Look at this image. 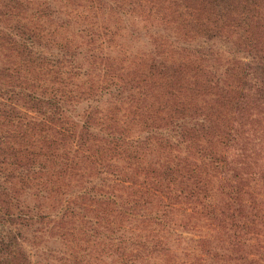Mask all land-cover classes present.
Here are the masks:
<instances>
[{
  "label": "trees",
  "instance_id": "1",
  "mask_svg": "<svg viewBox=\"0 0 264 264\" xmlns=\"http://www.w3.org/2000/svg\"><path fill=\"white\" fill-rule=\"evenodd\" d=\"M58 1L0 0V264H264V0Z\"/></svg>",
  "mask_w": 264,
  "mask_h": 264
},
{
  "label": "rangeland",
  "instance_id": "2",
  "mask_svg": "<svg viewBox=\"0 0 264 264\" xmlns=\"http://www.w3.org/2000/svg\"><path fill=\"white\" fill-rule=\"evenodd\" d=\"M56 5L58 6V9L60 10L62 9L63 15H65L66 17L68 16L74 17L76 15L75 12L71 11V9L73 8H70V6L68 7L62 1L56 0ZM101 17L103 18V21ZM99 20L101 21V25H103L104 30L106 29V31L107 30L108 31H115V30L119 31L118 34L114 37L113 45H116V47L113 48L114 50L112 49L113 54H117L120 52L122 54L127 53L128 55H132L133 51L136 48H139V49L142 48V43L140 45L136 41H133V37H131L132 32L129 30V28H130V25H132L131 27H133V16L132 15L125 16V15H119L118 13H116L111 16H108L107 14H104L100 16L99 18H97L96 21H99ZM73 119H75L76 122H78V120H80L81 118H78L77 116H73ZM261 241H263V244H264V236H262ZM56 243L57 241L50 242L48 245L54 246V245H57ZM27 247L31 251L32 260L33 259L37 260V256L35 255V250L37 248L35 246H31V244L30 245L27 244ZM39 247H41V245H39Z\"/></svg>",
  "mask_w": 264,
  "mask_h": 264
}]
</instances>
